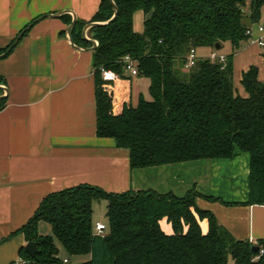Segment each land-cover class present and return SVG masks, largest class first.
Here are the masks:
<instances>
[{
  "label": "trees",
  "instance_id": "1",
  "mask_svg": "<svg viewBox=\"0 0 264 264\" xmlns=\"http://www.w3.org/2000/svg\"><path fill=\"white\" fill-rule=\"evenodd\" d=\"M114 2L116 18L87 31L98 41L93 50L97 136L112 138L118 148L126 149L131 169L230 159L246 152L248 198L242 204L264 205V81L255 65L241 74L244 94L233 79V54L248 43L247 30L264 22V0ZM137 10L145 15L140 33L133 29ZM112 14L109 0H100L90 21H105ZM61 16L68 25L69 16ZM90 21L76 19L71 36L77 45H90L82 37ZM227 42L232 52L224 62L197 57L186 67L191 48H220ZM126 55L134 60L137 76L148 79L150 98L140 94L135 104L114 114L102 70L125 78ZM198 197L219 200L195 189L180 197L151 189L112 193L88 184L50 193L16 231L25 243L36 242L38 253L31 257L22 245L19 257L30 264H58L61 252L70 264H264V239L252 243L235 238L210 210L197 206ZM101 199L106 201L107 219L102 235L95 232L93 221V202ZM41 222L50 225V235L39 233ZM87 254L88 260H75Z\"/></svg>",
  "mask_w": 264,
  "mask_h": 264
},
{
  "label": "crops",
  "instance_id": "2",
  "mask_svg": "<svg viewBox=\"0 0 264 264\" xmlns=\"http://www.w3.org/2000/svg\"><path fill=\"white\" fill-rule=\"evenodd\" d=\"M99 4L100 0H0V49L38 17L70 11L79 20L90 21ZM62 15L72 18L71 13ZM144 18L142 10L133 13L136 32L143 31ZM66 27L62 16H43L27 28L7 55L0 57V83L8 89L0 107V264L19 261V248L25 239L16 231L34 215L43 198L79 184L112 193L151 189L180 197L195 189L219 198L211 201L198 197L196 204L210 210L235 238L252 243L264 239V205L242 204L248 198L246 152L230 159L131 169L126 149L118 148L112 138L97 136L93 50L72 47L62 34ZM198 50L196 57H201ZM263 54L264 50L249 43L234 52L233 79L241 94V74L250 65L258 67L259 79L264 81ZM126 75L112 83L114 114L126 104H135V81L148 90L145 77ZM239 170L243 173L241 181ZM201 225L206 230V220ZM89 258L87 254L75 260Z\"/></svg>",
  "mask_w": 264,
  "mask_h": 264
},
{
  "label": "built area",
  "instance_id": "3",
  "mask_svg": "<svg viewBox=\"0 0 264 264\" xmlns=\"http://www.w3.org/2000/svg\"><path fill=\"white\" fill-rule=\"evenodd\" d=\"M247 34L249 35L248 43L258 46L260 49L264 50V22H258L253 24L248 30ZM212 62L219 61L224 62L226 60V55L220 54L217 52H211L207 56ZM195 49L191 48L187 57H186V67H190L194 64L196 60ZM123 62L125 64V69L132 76L137 75V69L135 62L128 55L123 57ZM118 78V75L112 70H102V79L107 82V90L112 95V83ZM106 228V224L103 222H96L94 225V230L97 234H103ZM263 249L260 250V253H263ZM23 261L19 259L17 264H22ZM58 264H70V259L66 256L61 258V261Z\"/></svg>",
  "mask_w": 264,
  "mask_h": 264
},
{
  "label": "water",
  "instance_id": "4",
  "mask_svg": "<svg viewBox=\"0 0 264 264\" xmlns=\"http://www.w3.org/2000/svg\"><path fill=\"white\" fill-rule=\"evenodd\" d=\"M109 2H110L111 6H112V9H113V14H112V16L109 19H107L105 21H90V22L86 23L83 26V28H82V37H83V39H85L90 44L89 46H80V45H77L73 41L72 36H71V29L74 26L77 18L72 12H70V11H60V12H57V13L46 14V15H43V16L44 17L45 16L58 17V16H61L62 14L71 13L72 14L71 21L67 25L66 30H65V36H66V39H67L68 43L72 47H74L76 49H79V50H94L96 48L97 44H98V41L96 39H94V38L89 37L87 35V31H88L89 28H92V27L107 25V24L111 23L116 18L117 14H118V7H117L116 3L114 2V0H109ZM43 16H41V17H43ZM41 17H38V18L34 19L33 22H36ZM32 23H30L27 27H25L24 29H22L18 33V35L15 37L12 45L7 49V51L4 52V53H0V57L4 56L7 52H9V50L13 46H15V44L19 41V39L22 37L24 32L27 30V28H29L31 26ZM215 48L218 49L219 45L216 44ZM0 90L3 91V94L0 95V100H1L2 98H4L7 95L8 89H7V87L5 85L0 83ZM24 249L31 257L36 256V254L38 253L37 243L34 242V241L26 242L25 245H24ZM252 249L254 251H257L258 247L254 246ZM22 264H30V263L29 262H23Z\"/></svg>",
  "mask_w": 264,
  "mask_h": 264
},
{
  "label": "rangeland",
  "instance_id": "5",
  "mask_svg": "<svg viewBox=\"0 0 264 264\" xmlns=\"http://www.w3.org/2000/svg\"><path fill=\"white\" fill-rule=\"evenodd\" d=\"M247 44V43H246ZM246 44H244L243 46H245ZM229 44L228 43H225L223 44L222 47L220 48H215V47H202V48H199V50L197 51V54L198 56H201V57H206L208 56V54L210 52H217V53H231L232 50L230 49V47L228 46ZM242 46V47H243ZM147 79V78H145ZM148 80V79H147ZM145 80V81H147ZM148 82V81H147ZM139 85V86H138ZM132 91H133V103H136L137 102V97L139 96V92H143V95L145 96V98H150L149 94H148V91H147V87L146 85H144V87H142L141 83L138 84L136 83V81L134 82L133 84V87H132ZM213 168H218V167H213ZM221 168H225L224 170L226 171L227 168H226V165H222ZM231 168V167H230ZM238 172V171H237ZM239 174V181H241L243 179V173H242V170L238 172ZM241 183H239V189H241ZM93 208H94V212H93V221H101L103 223H106V216H105V212H106V201L101 199V200H96L93 202ZM163 227L167 230L169 229V226L166 224V223H163ZM39 232L42 234V235H50L51 234V229H50V225L46 222H41V225L39 227ZM228 264H232L231 260L229 261Z\"/></svg>",
  "mask_w": 264,
  "mask_h": 264
}]
</instances>
